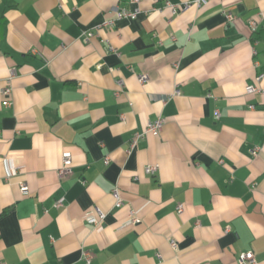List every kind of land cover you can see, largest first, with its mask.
<instances>
[{
	"label": "crops",
	"instance_id": "obj_1",
	"mask_svg": "<svg viewBox=\"0 0 264 264\" xmlns=\"http://www.w3.org/2000/svg\"><path fill=\"white\" fill-rule=\"evenodd\" d=\"M190 1L0 0L2 264H264V0Z\"/></svg>",
	"mask_w": 264,
	"mask_h": 264
},
{
	"label": "built area",
	"instance_id": "obj_2",
	"mask_svg": "<svg viewBox=\"0 0 264 264\" xmlns=\"http://www.w3.org/2000/svg\"><path fill=\"white\" fill-rule=\"evenodd\" d=\"M140 0H130V3L135 5V7L132 10L126 9V8H115L113 18L108 19L105 24L110 25L113 23V20L115 19H121V18H134L139 13V8L137 7V4ZM208 2V0H192L190 2H186L183 6L189 7V6H201L205 5ZM223 14L225 17L230 20L231 14L229 12L223 11ZM251 25L254 26V22H251ZM87 36H91V32L86 33ZM263 75H258L256 78V81L259 82L262 79ZM140 81L143 82L145 80V76H140ZM120 86H122L121 81L118 82ZM259 89L255 85H247L245 87L246 93H254L257 92ZM0 94L4 97V104L5 106H9L11 104L10 100V88L8 86L1 87L0 86ZM175 94H178V90H175ZM163 124L162 118H157L152 122H148L145 128V132H150L153 136H158L160 129ZM141 133H135L130 141V149L134 148L137 145L138 140L141 138ZM104 162H108V158H104ZM71 168V154L68 152H64L62 154V161L61 166L57 169V176L59 178H64L70 173ZM157 170L156 166L150 165L145 168V173L147 174H153ZM19 188L22 194L26 195L28 193V188L24 182L19 183ZM112 196L115 200V207H119L123 204V200L120 195V191L117 187L113 188L112 190ZM62 200H58L55 203V206H61ZM182 208L179 207L178 211H181ZM105 218V212L101 209L95 207L92 209V211H89L87 213L83 214V219L86 223L98 227L102 224L103 219ZM139 222V219L137 217V214L134 210H129L127 214V218L123 223V226H133ZM170 246L175 250L177 247V244L175 240L169 241ZM83 257L87 263H90L91 261V253L88 251L83 252ZM237 263L238 264H254V255L252 251H247L240 253L237 257ZM0 264H2L1 258H0Z\"/></svg>",
	"mask_w": 264,
	"mask_h": 264
}]
</instances>
